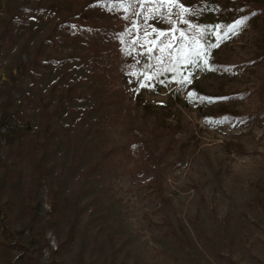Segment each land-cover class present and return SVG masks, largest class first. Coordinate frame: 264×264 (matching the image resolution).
Masks as SVG:
<instances>
[{"label":"rangeland","instance_id":"rangeland-1","mask_svg":"<svg viewBox=\"0 0 264 264\" xmlns=\"http://www.w3.org/2000/svg\"><path fill=\"white\" fill-rule=\"evenodd\" d=\"M106 1L0 0V264H264V0H180L248 17L181 89Z\"/></svg>","mask_w":264,"mask_h":264},{"label":"snow or ice","instance_id":"snow-or-ice-1","mask_svg":"<svg viewBox=\"0 0 264 264\" xmlns=\"http://www.w3.org/2000/svg\"><path fill=\"white\" fill-rule=\"evenodd\" d=\"M139 3L141 7H144L145 5L151 6L150 12L137 13V15H142L145 21L150 18H158L169 24V27L166 29H157L149 25L150 31L148 29L144 30V37L148 44L146 48V54H148L151 58V53L155 49L160 53V55L155 56V60L158 65L165 64L167 59H170L172 63L175 64L176 56L171 51L174 44L177 43L178 39L180 41L187 42L189 37L184 31H179V36L177 37V21L173 19V8L179 9L178 15L180 17V22L188 25L189 27H194L193 25L189 24L188 19L185 18V14L189 12V9L182 2H180V0H139ZM111 6L119 7L127 11V6L134 5H130L129 0H119L118 3H115ZM247 19L248 17L244 16L235 20L233 23L227 26L226 30L223 31V35H221V28L218 24L209 28H197L196 31L198 36H193L190 38L193 44L192 56L194 58H190L189 53L186 50L188 47L187 43H182L180 45V62L184 64H192L201 70H211L209 66V60L207 58V49L217 47L220 40L227 38L229 34H235L236 30L243 26ZM137 26L138 25L136 23H133L132 25L133 29H135ZM212 36L216 37V43L207 42V40H210ZM149 37L152 38L149 40ZM205 37H207V40H205V43H201V40L205 39ZM165 54H167V56ZM198 60L202 61V63H198ZM148 67H152V65H148ZM164 70L174 71V68L167 67ZM132 74L136 75V73ZM152 78V76L146 74L144 75V80L150 81ZM191 82L192 81L189 76H184L181 80V85L183 86L185 83L191 84ZM140 86L145 87L146 85L141 82ZM189 97H193V93L190 92Z\"/></svg>","mask_w":264,"mask_h":264},{"label":"trees","instance_id":"trees-1","mask_svg":"<svg viewBox=\"0 0 264 264\" xmlns=\"http://www.w3.org/2000/svg\"><path fill=\"white\" fill-rule=\"evenodd\" d=\"M112 2H113V0H107L106 2H104V4L106 3L107 5H112ZM142 10H143V8L141 9V11ZM205 40L206 39H202L201 40V43H205ZM130 41L132 43H135V39L134 38L131 39ZM192 47L193 46H189L188 47V50H187L188 53H189L190 58H194L192 56ZM174 55L176 56V62H175V64H173L170 59H167L166 60L167 67L174 68V71H165L164 70L162 72V75L157 73L156 74V77L158 75H161V76L158 77V82L155 80V83L153 84L154 85L153 87H155V88H168L169 86L178 83L179 86H180V89H181V87H182L181 80L183 79L184 76H186L187 74L190 73V70L192 68L191 67L192 64H184V63H181L180 62L181 61L180 51H176V53ZM163 69H165V68H163ZM161 78H166L167 80H161Z\"/></svg>","mask_w":264,"mask_h":264}]
</instances>
